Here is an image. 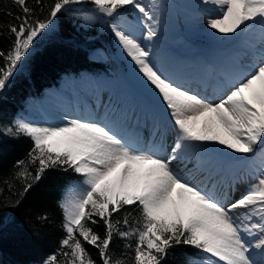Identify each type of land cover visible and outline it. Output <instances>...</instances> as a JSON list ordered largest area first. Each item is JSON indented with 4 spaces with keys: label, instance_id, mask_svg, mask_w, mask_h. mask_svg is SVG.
<instances>
[{
    "label": "snow or ice",
    "instance_id": "snow-or-ice-1",
    "mask_svg": "<svg viewBox=\"0 0 264 264\" xmlns=\"http://www.w3.org/2000/svg\"><path fill=\"white\" fill-rule=\"evenodd\" d=\"M12 2L21 14L13 17L18 23L6 25L13 39L7 51L0 50V91L62 10L91 4L93 12L111 18L131 8L144 31L138 33L119 19L110 30L176 132L170 148L161 149L141 145L104 120L65 118L60 124L41 125L15 119L0 126L33 142L27 161L16 164L15 179L24 185L20 195L48 169L71 170L82 177L59 202L65 235L43 264H96L85 244L98 250L102 264H125L124 258L113 259L109 252L114 235L135 237L133 264H163L177 245L198 250L189 264H264V0H203L213 6L206 26L215 33L229 36L254 26L260 30L249 45V62L222 71L212 95L178 82L153 60L150 42L158 37L160 25L156 0H54L44 19L36 15L42 0L34 7L28 0ZM208 142L259 159V167L249 173L254 182L239 198L231 199L229 193L220 197L173 167L195 146ZM30 166H35L34 173ZM125 206L136 207L139 216L133 226L131 213L126 214L122 223L128 230L122 231L121 221L113 222L112 216ZM99 221L105 225L103 236L90 226Z\"/></svg>",
    "mask_w": 264,
    "mask_h": 264
},
{
    "label": "trees",
    "instance_id": "trees-1",
    "mask_svg": "<svg viewBox=\"0 0 264 264\" xmlns=\"http://www.w3.org/2000/svg\"><path fill=\"white\" fill-rule=\"evenodd\" d=\"M53 3L54 0H42L36 15L46 18ZM28 5L36 6V0H28ZM90 10L91 4L71 5L53 19L55 28L33 45L26 68L17 71L6 89L0 91V126L17 119L29 98H35L57 85L63 76L71 72L98 73L110 66L107 61L90 57L95 48L114 44L110 34L101 30L99 20L84 25V17ZM125 10L130 13L126 8L120 14ZM8 12L12 16L7 15ZM20 14L21 9L12 0H0V27L4 29V34L0 35V50L7 51L11 47L13 38L8 35L6 25L18 23L13 17ZM32 144L28 136L11 135L0 127V264H43L49 255L57 252L65 235L59 202L68 184L82 179L71 170L48 169L27 193L20 195L24 185L15 179L19 170L16 164L20 160L27 161ZM30 170L34 173L35 166H30ZM128 213H131L129 224L133 225V220L139 216L134 206H125L112 216L113 222L121 221L118 227L122 231L128 230L122 223ZM90 226L99 235H104L103 221ZM135 242V237L126 240L114 235L109 252L113 259L124 258L125 264H133ZM126 244H131L132 248H126ZM85 247L96 264H102L98 250L88 244ZM197 252L191 246H174L169 249L163 264H189L188 258Z\"/></svg>",
    "mask_w": 264,
    "mask_h": 264
},
{
    "label": "rangeland",
    "instance_id": "rangeland-1",
    "mask_svg": "<svg viewBox=\"0 0 264 264\" xmlns=\"http://www.w3.org/2000/svg\"><path fill=\"white\" fill-rule=\"evenodd\" d=\"M149 2L151 0H145V3ZM156 3L158 4L157 11L160 15L159 35L154 41L150 42V47L155 46L158 49V53L153 55L152 58L163 71L173 77H176L177 74V65L173 62L177 57H186L185 59L189 61H194L193 58H204L205 65L209 66L207 63L212 61L219 62L220 59L229 57L237 49L233 41L235 35H213L205 30L204 26L200 27L198 25L195 17L197 13L191 7V0H156ZM91 8H93L92 5ZM89 15L93 19L84 20V25L88 26L99 20L101 30L106 34H110L114 41L112 46L106 45L96 48L91 53V57L95 60L109 62L110 67H108L106 72L100 71L96 74L82 73L77 75L71 73L63 76L56 86L47 89L43 94L35 98H29L17 119H24L41 125L60 124L64 122L65 118L93 119V116L97 117L100 113L101 108L109 104L110 108L114 107V110L109 113L112 115L111 117H114V120L125 109V113L128 115L124 126H129L130 131L133 128L132 132L133 130L136 131L138 135L135 141L142 143L141 145H148L149 142L158 140L163 145L162 141L164 140L162 137L164 136L167 140L165 142L166 148L165 146L164 148H170L176 138V132L156 98L143 87L137 71L133 70L135 69L133 68V63L123 53L114 38L110 30V24L113 22L110 20L113 19L102 16L92 10H90ZM207 17L205 15L202 18L206 19ZM115 19H119L122 23L134 27L138 33L144 31L138 23V14L133 10L130 14L126 10L122 11ZM55 26L56 23L53 22L48 29L35 39L33 45L49 35ZM175 33L178 34L174 35ZM198 39L200 42H196ZM28 54L22 60L17 71H22L26 68ZM162 54L163 56L169 55V57L161 59L160 55ZM249 60L250 58H247L245 61ZM185 67L188 68L189 66L185 65ZM100 73L105 74L99 75ZM55 101H59L62 104L57 107ZM48 102L54 104V107L51 104L49 105V108L51 106L52 109H49L50 114L55 113V116L59 118V122L53 121L54 115H50L47 118L43 112L47 109ZM78 102L79 108L77 106L76 108H86V110L81 109L76 112H69L71 110L70 105L73 104L75 106ZM83 111L88 112V117L85 116L86 114L81 113ZM61 117L64 118L61 119ZM49 120L54 123L49 122ZM111 121L113 119H110ZM156 126L158 127L157 132H155ZM176 162L175 164L178 168L175 167L179 170L182 169V174L189 175L190 178L202 186L213 190L218 196L223 197L226 192L229 193L231 199H237L247 191L249 185L254 182L249 178V173L253 168L259 167L260 164L259 159L235 153L216 142L197 145L191 150L190 156Z\"/></svg>",
    "mask_w": 264,
    "mask_h": 264
},
{
    "label": "bare ground",
    "instance_id": "bare-ground-1",
    "mask_svg": "<svg viewBox=\"0 0 264 264\" xmlns=\"http://www.w3.org/2000/svg\"><path fill=\"white\" fill-rule=\"evenodd\" d=\"M191 7L193 8V10H196L197 16H195V17L197 18V23L200 27L204 26V28H206L205 30L211 32V34H213V35L219 34V33H215L213 30L208 29L206 26V20L208 18H210V15L213 12V6L212 5H210V4L205 5L203 3V0H191ZM205 15L208 17L206 19H203L202 17ZM177 34H175V35H177ZM234 35H235V38H233V41H234V45L236 46L237 49H235L229 57L220 59L219 62L212 61L211 63H207L209 66H206L204 63L205 59L200 58V57H199V59H197V58L195 59V58L191 57L194 59V61H192V60L189 61V60L185 59L186 57H177L176 59H174L173 62L176 63V65H177V74H176V77H174V78L178 82L192 88L193 90H198L202 94L212 95L213 92L215 91L220 73L222 71L226 70L227 68H229L233 64L244 63V62L248 63L249 62V61H245V60H247V58L251 59V49H250L249 45L259 38L260 30H259L258 26H254L247 31L240 32L239 34H234ZM157 51H158V49L155 46L152 47L153 55H157V53H158ZM166 57L168 58L169 55H167V56H163V54L160 55L161 59H167ZM170 58L172 59V57H170ZM176 65H175V67H176ZM185 65L189 66V67L184 68ZM133 68H134V66H133ZM133 70H135V69H133ZM55 102H56L55 105L57 107H59L58 105L62 104L59 101H55ZM50 104L53 105L52 107H54L53 103L48 102L47 109L45 111H43L45 113V115L47 116V118L50 115L55 116V113L50 114V110H52L51 106L49 108ZM78 104H79V102L77 104H75V106H73V104L70 105L71 110L69 112H73V111L76 112L77 110H81V109L86 110V108L78 109L79 108ZM108 105L109 104H107L106 107L101 108L100 113L97 115V117L93 116V119L94 120H104L105 122H108V123L112 124L113 126H115L116 128H118L120 131L122 130V132H124V134L126 133V135H128L129 138L135 140L136 136L138 135V134H136V131L133 130V132H132L133 128H131V131H130L129 126L128 127L124 126V124L126 125L125 119L127 118V115H128L125 113V109L123 110L121 115L118 114L119 116L114 120V117H111L112 115L109 114L111 111L114 110V107L110 108ZM111 105H112V103H111ZM76 106L78 108H76ZM65 107L68 109L67 106H65ZM118 111H117V113H118ZM81 113L86 114L85 116L88 117V115H87L88 112L83 111ZM72 114L74 115V113H72ZM77 114H80V113H77ZM95 115H96V112H95ZM102 115L104 116L103 118H102ZM62 118H64V117H61V119ZM106 118H107V120H106ZM108 118H109V120H108ZM58 119L59 118L55 116V118H53V121L59 122ZM110 119H113V121L110 122ZM53 121L49 120V122H53ZM157 129H158V127L156 126L155 132H157L156 131ZM139 132H140V130H139ZM139 132L137 131V133H139ZM159 138H161V136H159ZM162 138L164 140V141H162L163 145H161V143L157 140V141L149 142L148 145L144 144L143 146H155L157 148L165 149L166 148L165 142L167 140H166V137H164V136ZM140 144H142V143H140ZM164 146H165V148H164ZM176 164H177V162H176ZM176 164L174 162L173 167H175ZM181 170L182 169H180V171Z\"/></svg>",
    "mask_w": 264,
    "mask_h": 264
}]
</instances>
